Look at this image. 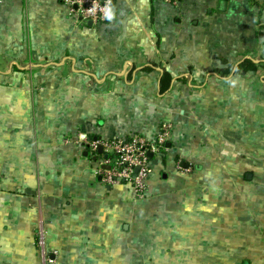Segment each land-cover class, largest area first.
I'll return each mask as SVG.
<instances>
[{
    "label": "crops",
    "instance_id": "obj_1",
    "mask_svg": "<svg viewBox=\"0 0 264 264\" xmlns=\"http://www.w3.org/2000/svg\"><path fill=\"white\" fill-rule=\"evenodd\" d=\"M112 2L0 0V264H264V0ZM165 121L141 200L80 141Z\"/></svg>",
    "mask_w": 264,
    "mask_h": 264
},
{
    "label": "built area",
    "instance_id": "obj_2",
    "mask_svg": "<svg viewBox=\"0 0 264 264\" xmlns=\"http://www.w3.org/2000/svg\"><path fill=\"white\" fill-rule=\"evenodd\" d=\"M165 3L177 4L180 0H162ZM77 17L83 21L100 24L113 17L112 0H65ZM172 124L169 121L159 125L154 140H148L142 133L133 132L128 136H116L107 140H88L80 137L89 150L97 153L98 147H102V159L98 166V172L105 184L113 185L126 182L131 185L137 200L145 198L146 180L151 172L148 164L149 154L158 153L165 149ZM177 168L182 169L181 165ZM37 247L43 263L49 261V252L45 245V231L40 227L37 231Z\"/></svg>",
    "mask_w": 264,
    "mask_h": 264
},
{
    "label": "trees",
    "instance_id": "obj_3",
    "mask_svg": "<svg viewBox=\"0 0 264 264\" xmlns=\"http://www.w3.org/2000/svg\"><path fill=\"white\" fill-rule=\"evenodd\" d=\"M250 69V70H253L255 69V65H253L251 62L249 61H244L242 64H241V69ZM169 80H170V75L168 73H165L163 75V78H162V88H166L169 84ZM165 148H166V144H165Z\"/></svg>",
    "mask_w": 264,
    "mask_h": 264
},
{
    "label": "water",
    "instance_id": "obj_4",
    "mask_svg": "<svg viewBox=\"0 0 264 264\" xmlns=\"http://www.w3.org/2000/svg\"><path fill=\"white\" fill-rule=\"evenodd\" d=\"M101 151H102V147H101V146H99V147H98V150H97V152H99V153H100ZM149 155H150V154H149Z\"/></svg>",
    "mask_w": 264,
    "mask_h": 264
}]
</instances>
